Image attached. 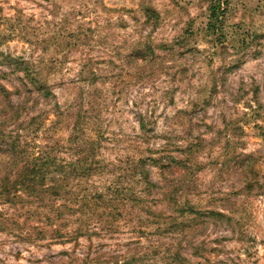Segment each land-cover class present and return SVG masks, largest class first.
I'll return each instance as SVG.
<instances>
[{
  "label": "rangeland",
  "instance_id": "374dc122",
  "mask_svg": "<svg viewBox=\"0 0 264 264\" xmlns=\"http://www.w3.org/2000/svg\"><path fill=\"white\" fill-rule=\"evenodd\" d=\"M216 1L0 0V83L15 92L0 99V173L12 136L71 158L80 112L90 137L103 133L93 153L106 170L144 154L181 159L150 168L146 203L164 216L137 208L109 236L55 244L38 235L41 205L0 198V264H172L176 252L175 264H264V0L222 1L223 44L208 31ZM12 59L37 63L50 95ZM178 206L198 212L171 229Z\"/></svg>",
  "mask_w": 264,
  "mask_h": 264
},
{
  "label": "trees",
  "instance_id": "16d2710c",
  "mask_svg": "<svg viewBox=\"0 0 264 264\" xmlns=\"http://www.w3.org/2000/svg\"><path fill=\"white\" fill-rule=\"evenodd\" d=\"M222 1L217 0L210 8L208 31L216 41L223 44L226 39L223 33L226 9L222 7ZM10 61L19 71L25 73L27 82L36 91L43 93L45 97L50 95L46 81L38 74L40 68L37 63L18 59ZM91 79L95 82L99 78L93 73ZM13 94L15 92L0 83L1 100L11 104ZM142 127L145 128L144 120ZM96 133L99 134H96V139L87 134L83 114L78 113L66 144L73 153L69 159L59 156L63 149L46 147L38 153L33 152L34 150L26 151L28 146L18 136L10 137L11 143L7 148L11 155L8 162L10 168L0 173V198L12 204L24 201L30 205H41L46 210L45 218L43 217V226L36 229L42 239H50L55 244H68L83 237L92 238L103 233L104 236H109L118 232L122 220L137 217V208L154 218L164 216L162 212L153 210L150 205L152 201L146 203L147 197L158 187L151 181L150 168H172L173 165L177 168L181 165V159L174 155L164 158L163 155L155 157L144 154L136 160H129L126 168L113 169L109 163L106 166L112 169L106 170L101 162L96 161L97 154L93 153L100 146L103 137V133ZM5 139L6 135L0 130L1 154ZM177 149L180 151L181 148ZM132 179L135 184L131 182ZM175 197L170 192L165 195L164 201L175 200ZM197 212L191 206H178L176 216L168 217L171 220L168 226L171 229H181L184 220L180 218L197 215ZM211 215L221 216L216 212H211ZM147 223L149 220L137 225L134 231L144 234L148 228ZM73 224L77 226L70 228ZM150 224H158L160 229L163 227L159 222ZM168 257L173 258L172 264L182 260L178 252Z\"/></svg>",
  "mask_w": 264,
  "mask_h": 264
}]
</instances>
